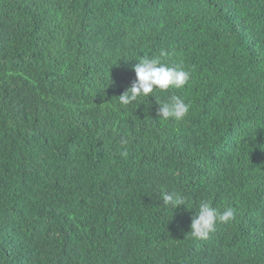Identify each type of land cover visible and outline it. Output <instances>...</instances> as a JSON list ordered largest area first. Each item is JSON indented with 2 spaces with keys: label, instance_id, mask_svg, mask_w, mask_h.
<instances>
[{
  "label": "trees",
  "instance_id": "trees-1",
  "mask_svg": "<svg viewBox=\"0 0 264 264\" xmlns=\"http://www.w3.org/2000/svg\"><path fill=\"white\" fill-rule=\"evenodd\" d=\"M161 52L186 85L120 105ZM0 264H264V0H0Z\"/></svg>",
  "mask_w": 264,
  "mask_h": 264
},
{
  "label": "clouds",
  "instance_id": "clouds-1",
  "mask_svg": "<svg viewBox=\"0 0 264 264\" xmlns=\"http://www.w3.org/2000/svg\"><path fill=\"white\" fill-rule=\"evenodd\" d=\"M165 55L161 52L159 56H142L133 68L136 79L119 96V103L128 106L134 102L147 98L154 90L162 92L170 88L181 89L190 79V70H185L184 66L177 64L169 67L161 63ZM190 109V105L184 99L175 94L169 96L166 101L159 102L157 109L158 117L164 120L172 118L176 121L183 120ZM126 154V153H125ZM162 201L166 206L176 209L180 205H186V198L180 193L162 192ZM235 218L232 208H226L223 212L211 206L208 201H201L196 215L191 221L190 235L196 239H207L210 233L215 231L218 222L227 223Z\"/></svg>",
  "mask_w": 264,
  "mask_h": 264
}]
</instances>
